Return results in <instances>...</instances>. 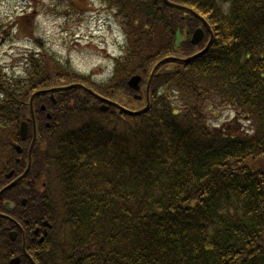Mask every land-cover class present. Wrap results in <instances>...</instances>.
<instances>
[{
  "label": "trees",
  "instance_id": "trees-1",
  "mask_svg": "<svg viewBox=\"0 0 264 264\" xmlns=\"http://www.w3.org/2000/svg\"><path fill=\"white\" fill-rule=\"evenodd\" d=\"M105 1L125 38L105 81L46 50L0 64V189L27 165L31 95L54 88L32 100L29 171L0 195V264H264V0ZM152 71L141 110L126 81L145 97Z\"/></svg>",
  "mask_w": 264,
  "mask_h": 264
},
{
  "label": "rangeland",
  "instance_id": "rangeland-1",
  "mask_svg": "<svg viewBox=\"0 0 264 264\" xmlns=\"http://www.w3.org/2000/svg\"><path fill=\"white\" fill-rule=\"evenodd\" d=\"M31 1L0 0V63L10 68L11 59L36 47L39 36L47 49L77 72L97 82L108 79L124 44L121 17L108 10L103 0ZM16 22L20 31L12 36L6 30ZM13 65V70L21 69V63Z\"/></svg>",
  "mask_w": 264,
  "mask_h": 264
},
{
  "label": "water",
  "instance_id": "water-1",
  "mask_svg": "<svg viewBox=\"0 0 264 264\" xmlns=\"http://www.w3.org/2000/svg\"><path fill=\"white\" fill-rule=\"evenodd\" d=\"M164 1H165L168 5H171V6H173V7H181V6H179V5H176V4H173V3L169 2V1H167V0H164ZM202 38H203V31L200 30V29H197V30H195V32L193 33V36H192L191 42H192L193 44H196V43H198ZM163 61H164V59H163L162 61H160V62H163ZM153 73H154V71L152 72V74H151V76H150V79H151ZM140 80H141V78H140L139 75H134V76H132V77L128 80V85H129L131 88L137 90V89H139V85H138V84H139ZM32 97H33V96H32ZM101 109L104 110L105 107H102ZM31 115H32V114H31ZM32 118H33V115H32ZM19 133H20L21 139L24 140L25 137H26V135H27V133H28V130H27V124H26L25 122H22V123H21L20 129H19ZM34 140H35V134H34L33 141H32V143H31V146H30L29 151H28L29 156H30V154H31V150H32V147H33V144H34ZM18 150H19V152H21V150H20L19 147H18ZM28 168H29V166H28ZM26 170H28V169H26ZM25 172H26V171H25ZM25 172H24L20 177H22V176L25 174ZM12 174H13V171L10 172V174L7 175V177H8V178H11ZM11 184H13V182L10 183L9 185L5 186L4 188H2V189L0 190V194H1L4 190H6L9 186H11ZM22 202L24 203V200H23ZM44 225H45V226H48V223L45 222ZM44 233H46V231H44ZM12 239H14V238L12 237ZM10 263H11V264H18V263H19V258L17 257V258L12 259V260L10 261Z\"/></svg>",
  "mask_w": 264,
  "mask_h": 264
},
{
  "label": "flooded vegetation",
  "instance_id": "flooded-vegetation-1",
  "mask_svg": "<svg viewBox=\"0 0 264 264\" xmlns=\"http://www.w3.org/2000/svg\"><path fill=\"white\" fill-rule=\"evenodd\" d=\"M26 3H33V1H31V0H26ZM53 102L55 101V100H52ZM5 202H12V201H10V200H4L3 201V203H5ZM40 229V228H39ZM43 230V229H42ZM15 231H17L18 232V230H15ZM20 231L21 232H25V228L23 227V228H21L20 229ZM40 233V230H39V232L37 233V234H39ZM41 233H42V231H41ZM36 233H35V235H37ZM41 237V236H40ZM25 246V245H24Z\"/></svg>",
  "mask_w": 264,
  "mask_h": 264
}]
</instances>
